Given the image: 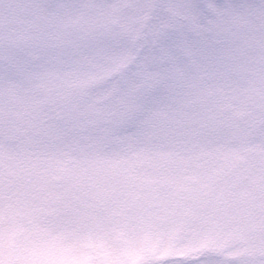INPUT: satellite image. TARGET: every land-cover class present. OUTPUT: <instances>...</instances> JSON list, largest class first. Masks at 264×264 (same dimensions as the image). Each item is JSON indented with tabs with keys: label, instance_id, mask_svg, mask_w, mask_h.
Listing matches in <instances>:
<instances>
[{
	"label": "snow or ice",
	"instance_id": "obj_1",
	"mask_svg": "<svg viewBox=\"0 0 264 264\" xmlns=\"http://www.w3.org/2000/svg\"><path fill=\"white\" fill-rule=\"evenodd\" d=\"M0 264H264V0H0Z\"/></svg>",
	"mask_w": 264,
	"mask_h": 264
}]
</instances>
